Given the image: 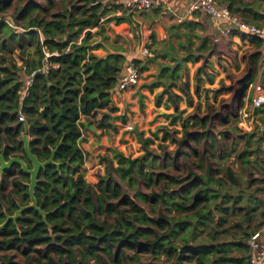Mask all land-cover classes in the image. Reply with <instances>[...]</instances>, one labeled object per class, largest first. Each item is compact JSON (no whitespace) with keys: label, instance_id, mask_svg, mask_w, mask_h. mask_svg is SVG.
Segmentation results:
<instances>
[{"label":"trees","instance_id":"trees-1","mask_svg":"<svg viewBox=\"0 0 264 264\" xmlns=\"http://www.w3.org/2000/svg\"><path fill=\"white\" fill-rule=\"evenodd\" d=\"M128 1L0 0V154L7 160L20 157L32 168L22 141L26 133L41 161L57 150L56 164L42 170L36 189L46 221L28 209L0 230V264H251L249 241L264 227V132L256 129L230 141V131L240 128L228 127L218 137L211 104L203 117L185 116L180 104L192 106L193 98L189 83H179L182 65L175 70L162 65L155 80L142 86L151 93L163 88L155 104L174 108L166 116L171 126L181 123V131L174 132L182 137H174L168 126L159 127L154 137L139 132L142 155L111 148L98 183L86 178L83 134L118 132L128 123L113 95L132 58L123 47L105 56L94 52L102 47L96 36L104 35L106 23L132 22ZM236 2L220 5L254 24ZM119 11L123 14L112 16ZM206 41L186 61L202 58L195 52H210ZM251 41L255 50L248 71L234 83L239 111L249 85L258 78L264 85V39ZM46 61L50 71L37 73L25 94L27 78ZM134 62L141 73L149 70L143 58ZM203 72L200 67L198 74ZM220 122L227 125L228 119ZM157 139L161 154L151 150ZM168 141L177 149L165 150ZM29 183L30 175L19 165L0 175V226L20 206L31 204Z\"/></svg>","mask_w":264,"mask_h":264},{"label":"rangeland","instance_id":"rangeland-1","mask_svg":"<svg viewBox=\"0 0 264 264\" xmlns=\"http://www.w3.org/2000/svg\"><path fill=\"white\" fill-rule=\"evenodd\" d=\"M156 10L157 12H160V8L157 7L155 2L154 7L149 11L155 13ZM145 11L147 10L140 8L130 9L129 13L131 14V23L124 22L117 27V30H110L108 33L106 32V35L109 36L108 42L113 44L110 45V48L126 46L125 50L127 51V55L130 58L140 57L138 52L143 45H146L152 49L149 37L142 32L143 24L138 23L134 18V16L139 15L140 13V15H144ZM12 12L13 10L9 13ZM201 17L204 19L208 18L205 15H201ZM105 26L107 27V30L115 27L110 26L109 23L105 24ZM118 33H126V35L119 36ZM247 39L250 40L251 38ZM254 50V46L249 48L244 47L240 51H236V54L235 50L224 47L215 52L219 55L214 56V53L208 52L205 54L206 58L198 60L197 62L185 60V62L182 64L183 68L180 70L179 83H189L193 98V105L188 106L185 101L181 102L180 109H186L184 115H199L203 117L208 113L207 106L209 104L213 105L211 111H215V115H217L213 123L218 137L220 132L224 131L228 127H237L238 129L240 128L239 130L233 129L230 131V141L234 140L235 137L238 139L242 134L251 133L256 129H260V131H262L261 127H263L264 124V121L262 120V118H264V112L259 111L257 113L252 107V101L255 95L254 89L248 90L247 92L246 112L249 115L252 114L250 117H244L240 114L239 110L235 109L236 101L233 97V94L236 90L234 83L246 75L248 71V58ZM154 52L156 53V51ZM222 56L226 59H229L230 61L226 60L227 63H222L219 61L222 60ZM244 58L245 60H243ZM144 60L147 61L149 68H151L146 73L142 74L139 84L127 90L129 95V106L127 109L126 107H123V110L118 112V114L127 115V124L131 125L133 130L125 131L124 128H120L118 132L106 133L102 132L101 130H97L99 132L91 133L93 141L91 145H89L88 149L91 150L94 148L92 154L98 155V157L93 162H91V164H89V167L91 168L85 172L87 180L92 184H97L99 175L103 174L105 171V163L102 160L104 156L110 154L109 149L117 148L118 150L132 157H138L144 153V150L138 140L139 132H144L146 137H154L152 133L158 131L159 127L168 126L174 137L180 138L183 135L181 132L178 134H175L174 132L176 129L181 131V123H178L176 126H171V118L166 116L167 114L174 113V108L172 107L167 109L164 105L157 107L155 104V95L156 93H159L163 90L162 87L157 88L154 93L142 89L143 85L146 83H151L155 80L156 75L160 70V66L155 62H152L153 57L144 58ZM241 60L245 64L243 69H239V67L236 66V61L239 63ZM208 62L210 63V66L207 67L206 65ZM165 65L174 67L176 62L167 63ZM200 67L204 68V72L202 74H198ZM211 77L213 78V82H210L209 80ZM258 82H261L260 78H258L254 84H258ZM198 86L200 88L199 95L196 93V87ZM174 91L176 93H180L179 88H175ZM216 93H218L217 97L215 96ZM200 104L202 107L201 109H198ZM222 119H228V124L224 125L221 123L220 120ZM162 135L163 133L159 132L160 138ZM159 143L160 140L157 139L156 143L151 147V150H156L159 154H161L163 149L159 147ZM238 143V146L242 149L244 142L241 140V138L238 140ZM177 147L178 146L176 144L170 141L164 143V148L167 151H174L177 149ZM234 159L235 158L233 157L232 160ZM181 163L182 159L179 160V164ZM92 164L94 167L91 166ZM99 165L102 167L101 171L99 168L97 169V166ZM171 173L177 174L176 171H171Z\"/></svg>","mask_w":264,"mask_h":264},{"label":"crops","instance_id":"crops-1","mask_svg":"<svg viewBox=\"0 0 264 264\" xmlns=\"http://www.w3.org/2000/svg\"><path fill=\"white\" fill-rule=\"evenodd\" d=\"M217 2L221 5L227 4L226 0H217ZM190 3L191 0H156V4L157 7L160 8V12L155 11L154 13L147 10L145 11L144 15H140V13L139 15L134 16L135 20L138 23L143 24L142 32L149 37L150 44L152 45L153 49L152 52L156 51V53L154 52L155 55L153 54L154 58L152 62H155L160 66V68L162 65H165L167 63L176 62V58L189 57L191 54H193V51H196V49L206 40V45L212 47V50L209 53H214V56L219 55L215 52L224 47L233 49L236 52L240 51L244 47L249 48L254 46L251 39L249 40L247 38L240 37L237 32H235L236 29L233 28L225 20L215 22L212 19L208 20L202 17H194L193 13L190 12ZM243 3H247L248 6H243ZM236 5L241 8L239 13H242L245 17H247L250 22L258 25L259 27L264 26V1L237 0ZM122 14L123 13L119 11L117 13H114L112 16ZM190 21H194L196 23V26L193 29L185 24L189 23ZM109 24L110 26L115 27L108 29L106 31L107 33L110 32V30H117V27L120 25H116L115 22H110ZM227 31H230L229 35L226 34ZM106 32L104 33V35L96 36V40L102 44L101 48L94 51L99 56H105L109 51L113 52L118 47H121L117 46L110 48V45L113 44L108 42L109 36L106 35ZM118 34L119 36L126 35V33H123L124 35L122 33ZM123 47L124 49H126V46ZM125 53L127 54V51ZM194 54L197 56V58L202 57L199 60L206 58V53L200 54L198 52H195ZM226 60L230 61L229 59H226L222 56V60L219 61L225 64L227 63ZM243 60H245V58ZM236 64L239 69H243L245 65L242 60L239 63L236 61ZM263 71L264 68H262L261 70L260 77L264 79ZM128 96V91L114 93L113 100L115 105L119 107L120 112L123 110V107H126L127 109V107L129 106ZM124 129L126 131V128ZM261 130L264 132V124L263 127H261ZM92 132L99 131L88 130L83 134V138L81 140V147L85 153L84 172L91 168L89 167V164H91V162H93L98 157V155L92 154L94 148L91 150L88 149L89 145H91L93 141V137L91 134ZM91 166L94 167L93 164ZM98 168L101 171V165L97 166V169ZM260 233L261 237L259 238V241L261 243H264V227L260 231Z\"/></svg>","mask_w":264,"mask_h":264},{"label":"built area","instance_id":"built-area-1","mask_svg":"<svg viewBox=\"0 0 264 264\" xmlns=\"http://www.w3.org/2000/svg\"><path fill=\"white\" fill-rule=\"evenodd\" d=\"M156 0H132L127 3V8H140L144 10H150L154 7ZM110 8V6H109ZM130 11V10H129ZM200 11L205 15L211 17L215 22H220L222 20L227 21L233 28L236 29L235 32L242 38H262L264 39V26L259 27L254 24L246 23L243 19L238 16L233 15L230 9L227 6H221L217 0H191L190 3V12ZM121 12V11H120ZM2 18L0 17V21ZM11 26L16 28L19 31L13 21L6 20ZM227 35L230 34V31H227ZM141 58L153 57V52L151 49L143 45L138 52ZM136 57H133L125 66L124 71L119 76V82L116 89L117 93L125 92L133 87H135L141 81L142 73L139 70V67L134 62ZM51 69V63L49 61L45 62V65L38 72L35 71L27 78L25 94L28 92V87L34 83V78L37 73H48ZM254 89L255 95L252 101L253 109H259L264 107V85L262 83L250 84L249 89ZM245 107L240 110V114L244 117H250L252 114L246 112L247 97L244 98ZM20 120L25 121V115H20ZM126 130H133L131 125H127ZM261 233H256L249 241L250 246L252 247L251 254V264H264V243L259 241Z\"/></svg>","mask_w":264,"mask_h":264},{"label":"water","instance_id":"water-1","mask_svg":"<svg viewBox=\"0 0 264 264\" xmlns=\"http://www.w3.org/2000/svg\"><path fill=\"white\" fill-rule=\"evenodd\" d=\"M212 55V54H210ZM188 57L176 58V65L173 67L175 70L177 67L182 65ZM22 141L24 143L25 153L27 155L28 160L32 164V168L29 167L28 163L24 161L20 157H13L9 160L6 159L5 153L0 154V174L4 175L6 173H10L13 171L15 165H19L21 170H23L26 174L30 175V183L29 186V196L31 199V204L27 206H20V209L13 216H8L7 220L0 226V230H2L11 220L17 221L19 216L28 209H35L38 211L46 221V217L48 213L43 210V208L39 205V202L36 197V189L39 183L40 175L42 170L46 169L49 165L56 164L55 162V154L57 150L53 151L50 159L46 161H41L37 155L33 153L31 150L30 144L31 140L29 135L26 133L23 135ZM60 166V164H57Z\"/></svg>","mask_w":264,"mask_h":264},{"label":"flooded vegetation","instance_id":"flooded-vegetation-1","mask_svg":"<svg viewBox=\"0 0 264 264\" xmlns=\"http://www.w3.org/2000/svg\"><path fill=\"white\" fill-rule=\"evenodd\" d=\"M1 175V174H0ZM2 176V175H1Z\"/></svg>","mask_w":264,"mask_h":264}]
</instances>
